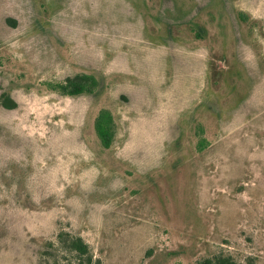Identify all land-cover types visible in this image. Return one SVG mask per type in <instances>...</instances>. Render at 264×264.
<instances>
[{
    "label": "rangeland",
    "instance_id": "rangeland-1",
    "mask_svg": "<svg viewBox=\"0 0 264 264\" xmlns=\"http://www.w3.org/2000/svg\"><path fill=\"white\" fill-rule=\"evenodd\" d=\"M2 95L0 264H264V0H0Z\"/></svg>",
    "mask_w": 264,
    "mask_h": 264
},
{
    "label": "trees",
    "instance_id": "trees-1",
    "mask_svg": "<svg viewBox=\"0 0 264 264\" xmlns=\"http://www.w3.org/2000/svg\"><path fill=\"white\" fill-rule=\"evenodd\" d=\"M96 86L95 77L87 74H78L74 77H67L62 82L48 84L50 90L68 97L91 94ZM0 105L5 109H12L15 107V102L2 95ZM114 127L111 114L106 110L99 111L94 121V131L103 148L110 147L114 136ZM198 145L203 147V141L200 140ZM58 237L63 241L64 247L76 255L79 264H100L98 260H92L87 245L80 237H72L66 233H60ZM195 264H236V262L230 256L218 255L199 260Z\"/></svg>",
    "mask_w": 264,
    "mask_h": 264
}]
</instances>
